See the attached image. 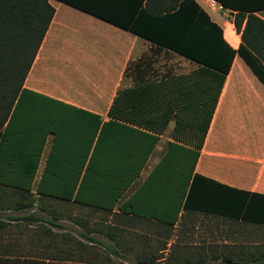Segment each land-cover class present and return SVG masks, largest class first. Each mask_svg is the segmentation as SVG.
<instances>
[{
	"label": "crops",
	"instance_id": "crops-1",
	"mask_svg": "<svg viewBox=\"0 0 264 264\" xmlns=\"http://www.w3.org/2000/svg\"><path fill=\"white\" fill-rule=\"evenodd\" d=\"M91 1L128 24L146 2ZM195 1L234 50L242 43L236 14L264 20V0H216L222 7L214 9L205 0ZM49 3L52 20L1 131L0 195L6 204L15 198L12 190L28 191L52 198L43 201L73 215L82 207L110 210L176 229L186 223H181L183 204L193 175L199 174L248 193L242 196L244 209L264 205V83L238 53L223 74L63 1ZM170 4L164 0L157 7ZM205 72L218 78L216 98L205 133L189 142L188 130L197 127L205 96ZM172 130L182 134L173 136ZM175 143L182 147L173 153ZM173 155L180 161L193 156L181 188L173 184ZM212 188H221L226 205L235 198L221 186ZM193 214L240 222L256 232L231 236L208 251L180 244L182 254L230 255L234 259L228 264H264V220L204 211L185 217ZM56 253L0 251V264H88L39 257Z\"/></svg>",
	"mask_w": 264,
	"mask_h": 264
},
{
	"label": "trees",
	"instance_id": "trees-1",
	"mask_svg": "<svg viewBox=\"0 0 264 264\" xmlns=\"http://www.w3.org/2000/svg\"><path fill=\"white\" fill-rule=\"evenodd\" d=\"M60 1L223 74L229 71L233 56L238 53L264 83V20L254 14H236L234 25L241 33L242 43L234 50L223 41L222 29L195 0H170L171 4L163 7H157V2L164 0H146L132 24L104 12L91 0ZM221 3L226 2L221 0ZM163 11L166 13L160 14ZM53 14L54 8L49 0H0V136ZM212 186L223 187L229 194H236L235 198L226 205L221 202V188ZM12 191L15 198L7 200V204L0 195V210L17 213L7 214V219L18 225L34 226L30 249L57 252L40 258L88 264H160L161 259H164L163 264H200L216 259H220V264H228L227 261L234 259L230 255L206 258L182 254L178 241L169 244L175 231L171 224L110 210H85L84 207L80 208L79 215H73L66 208H50L43 201L52 199L50 197ZM247 194L194 174L183 204L186 212L181 216V223L186 214L195 211L241 217L248 221L264 220L259 216L260 213L264 216V205L255 208L248 204L247 209L243 208L245 200L242 196ZM94 216L95 220H91ZM5 225L0 213V234ZM139 225L151 232L140 230ZM54 228L58 231L54 232Z\"/></svg>",
	"mask_w": 264,
	"mask_h": 264
},
{
	"label": "rangeland",
	"instance_id": "rangeland-1",
	"mask_svg": "<svg viewBox=\"0 0 264 264\" xmlns=\"http://www.w3.org/2000/svg\"><path fill=\"white\" fill-rule=\"evenodd\" d=\"M204 84H205V96L203 98V104L198 107L197 110V127L194 129H189L192 133V137L187 138V141H195L200 136V133H205V129L209 122V118L211 116V111L213 109L215 94H216V81L218 84V78H213L211 80V75L205 72L204 74ZM212 82L214 83V89L212 90ZM207 89V90H206ZM210 92H209V91ZM194 109V108H193ZM194 115L196 114L193 111ZM195 118V117H194ZM173 136L175 133L181 132V130H172ZM199 139V138H198ZM180 141V140H179ZM180 143V142H179ZM175 143L172 146V151L178 152L180 151V144ZM174 158L172 160L171 166L173 169L176 168L177 173L172 172L173 181L175 185H179V188L182 187L183 181L187 178V175L191 172V166L193 161V156L188 155L187 158L182 161L177 159V155H173ZM169 163V164H170ZM182 167V171L178 173V169ZM75 214H80L81 209H75ZM0 213L4 218L6 214H17L12 213L7 210H0ZM6 219V218H5ZM184 225L177 227L174 231V236L172 239H175L181 245L188 248V250H198L196 248H201L203 251H208L211 246L219 245V243H223V240L229 237L231 238H239L243 237L246 233H253L255 230L250 229L247 225L240 223L229 221L217 217H211L201 214H193L189 218H184ZM6 227L3 228L2 233L0 234V251L7 250H26L30 249L29 240L31 236L34 234V226L28 227L25 224L17 223L16 221H12L7 219ZM54 232L58 231V229L54 228ZM142 230V229H140ZM256 232V231H255ZM176 236V237H175ZM208 247V248H207ZM206 258H210L212 256L207 255L204 256ZM216 257V256H215ZM164 261H161V263ZM193 264V263H189ZM200 264H220V259H216L213 261H208V263H200Z\"/></svg>",
	"mask_w": 264,
	"mask_h": 264
},
{
	"label": "built area",
	"instance_id": "built-area-1",
	"mask_svg": "<svg viewBox=\"0 0 264 264\" xmlns=\"http://www.w3.org/2000/svg\"><path fill=\"white\" fill-rule=\"evenodd\" d=\"M205 2H206V4H207V6H208L209 8H212V9H214V8H221V7H222V6L220 5V3L217 2L216 0H205Z\"/></svg>",
	"mask_w": 264,
	"mask_h": 264
}]
</instances>
